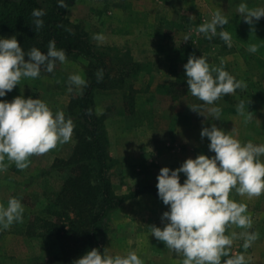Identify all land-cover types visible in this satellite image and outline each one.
<instances>
[{"label": "rangeland", "instance_id": "obj_1", "mask_svg": "<svg viewBox=\"0 0 264 264\" xmlns=\"http://www.w3.org/2000/svg\"><path fill=\"white\" fill-rule=\"evenodd\" d=\"M84 1L89 0L77 1L69 7L66 17L70 22V29L85 33L93 50L103 57L107 67L113 71V86L94 93L93 112L101 119L106 134L111 160L108 176L118 196L133 197L142 191L158 194L157 176L162 168L175 170L189 158L195 159L199 155H207L209 158L214 156L215 153L209 151L210 141L206 137L201 138L204 127L210 128L215 124L226 132L234 130L233 135L241 143L248 142L255 135L257 127L254 123L258 118L253 110L257 100L263 101L264 91V85H257L264 75V17L254 25L245 23L236 11L241 0H152V5L149 6H145L149 0H140L139 6L144 13L135 12V17L139 20L136 27L143 30V26L147 24L145 14L152 9L149 13L153 18L150 23L152 25L146 28L151 33V38L149 43L147 37L138 38L137 41L143 40L141 43L147 44L144 43L139 48L140 54H132V45L126 38H116L113 41L105 38L102 42L93 39L95 32L92 29L98 26L103 30L112 15L102 11L103 15L92 19L90 23L91 19L85 17L88 8L81 3ZM246 2L250 8L264 7V0ZM216 9H221L228 17L229 23L224 26V30L232 35L231 47L218 34L210 39L218 42H206L202 47L199 45L201 41L209 39L204 34H197L196 28L210 20ZM107 11L113 13L112 10ZM115 25L113 23L111 29ZM107 30L110 29L106 28L105 31ZM219 31L218 28L217 33ZM185 35L190 36L187 42ZM0 37L11 38L13 35L0 32ZM191 43L200 48V56H207L209 63L227 67L231 75L247 84V88L237 89L215 102L213 106L221 108L220 120H215L204 107L197 108L201 114L194 111L193 106H201L204 102L192 96L189 90L183 95L184 88L168 87L176 82L178 74H185L184 65L188 62H179L177 73H174L172 62L180 59L176 50ZM250 44L258 45L255 54L248 51ZM147 46L152 47V53H147ZM66 53V62H57L52 73L42 71L37 79H22L6 97L0 99L11 102L21 95L25 99L41 98L54 112L62 110L66 118L71 117L78 126L79 110L72 111L71 103L84 93L91 69L90 62L92 65H97V62L77 52ZM255 55H259L258 59L253 58ZM153 64L159 66V79L167 77V82L156 88L152 85ZM165 64L167 70L163 67ZM260 66L263 68L257 70ZM123 72H128V77L122 76ZM75 73L80 74L86 83L78 89L73 86L74 90L69 92L68 77ZM257 90L261 94L256 93ZM241 100L252 113L251 119L237 112V105ZM256 109L259 113H264L263 107ZM75 144L73 133L70 142L58 145L44 155L31 156L30 165L24 170L17 169L14 162L5 160L9 166L6 171L0 172V203L6 206L7 201L15 197L21 200L25 211L23 222L13 223L7 230H0L3 232L0 264H43L48 256L59 253L56 239L45 237L38 230L41 224L38 218H43L49 195L61 188L66 177L64 172L54 168L55 162L69 159ZM185 179L181 174V184ZM119 220L113 213L108 217L105 244L112 232V223ZM109 249L111 255L119 253L117 247Z\"/></svg>", "mask_w": 264, "mask_h": 264}, {"label": "clouds", "instance_id": "obj_2", "mask_svg": "<svg viewBox=\"0 0 264 264\" xmlns=\"http://www.w3.org/2000/svg\"><path fill=\"white\" fill-rule=\"evenodd\" d=\"M58 6L65 7V0H58ZM236 11L249 25L264 17V7L250 8L246 0H241ZM45 14L42 8L33 9L35 31L44 26L41 18ZM228 23L222 10L216 9L210 20L198 25L196 32L209 40L218 34L231 47L232 35L224 30ZM93 39L102 42L105 37L94 34ZM184 39L187 42L190 36L185 35ZM248 51L255 54L258 45L250 44ZM66 60V51L58 49L54 40L49 41L46 54L36 47L26 53L16 36L0 37V98L6 97L22 79H37L42 71L52 73L57 62L63 64ZM184 69L189 92L204 102L192 109L200 113L197 108L204 107L215 120L221 117V108L213 106L215 102L237 89L247 88L246 82L237 80L223 65L217 67L209 63L204 54L190 56ZM102 78L103 69L97 72V79ZM68 83V91L72 92L73 86L78 89L86 82L75 73L68 77ZM237 112L247 119L252 118L243 100L237 105ZM75 127L71 117L66 118L62 110L54 112L41 98L25 99L21 95L11 102L0 99V172L9 166L5 160L14 162L19 170L28 168L31 156L44 155L70 142ZM233 131L226 132L215 124L202 128L201 138L210 141L209 151L215 155L189 158L175 170L164 167L157 176L158 196L169 210L162 215L163 228L152 225L149 230L166 248L183 256L182 264H248L243 253L229 255L231 245L234 240L243 238V248L247 250L259 238L257 232L226 234L233 225L250 229L253 223L247 205L230 199V193L235 190L249 199L264 193V161L261 160L264 144L241 143ZM181 174L186 177L183 184ZM24 211L21 200L15 197L10 198L6 206L0 203V230L23 222ZM222 258L225 259L222 261ZM73 264H144V261L135 251L111 255L107 249L101 253L93 248Z\"/></svg>", "mask_w": 264, "mask_h": 264}, {"label": "trees", "instance_id": "obj_3", "mask_svg": "<svg viewBox=\"0 0 264 264\" xmlns=\"http://www.w3.org/2000/svg\"><path fill=\"white\" fill-rule=\"evenodd\" d=\"M77 1L80 0H65L66 6L60 7L58 0H0V32L16 36L26 53L36 47L46 54L49 41L54 40L58 49L77 52L97 62V65L90 62L84 93L71 103L72 111L79 110L73 152L69 159L56 161L54 165L66 177L61 188L49 195L43 218H38L41 223L38 230L45 237L55 238L60 249L58 254L48 256L43 264H73L93 248L103 253L108 217L131 198L118 196L108 176L111 160L107 138L101 119L93 111L94 93L113 86V71L93 50L85 33L70 29L66 13ZM41 8L46 13L41 18L44 26L35 31L32 11ZM206 42L216 43L218 40L205 39L199 45L202 47ZM199 51L200 48L192 43L176 50L180 59L173 60L172 71L177 73L178 64L186 63L190 56L200 57ZM101 69L103 78L98 80L97 72ZM123 75L128 77V72ZM186 80L185 74H178L176 82L168 87H182L184 95L189 90ZM2 238L3 232L0 231V241Z\"/></svg>", "mask_w": 264, "mask_h": 264}, {"label": "crops", "instance_id": "obj_4", "mask_svg": "<svg viewBox=\"0 0 264 264\" xmlns=\"http://www.w3.org/2000/svg\"><path fill=\"white\" fill-rule=\"evenodd\" d=\"M149 1L150 2L145 4V6L152 5V0ZM81 3L85 4L88 8L85 17L91 19L90 23H92V19H96L98 16L100 17V15H103L102 11L112 15V18L107 20V25H105L103 30L98 26L92 29L95 34H103L106 39L111 41L116 38H126L129 44L132 45V54H140L141 52L139 51V48L145 43H141L143 40L140 42L139 40L137 41L138 38L141 39L147 37V42L149 43L151 33L147 32L146 28H149L150 25H152L150 23H152L153 18L150 17L149 14L152 9L145 14V16H147L145 17L147 24L143 26V30L137 29L136 23L139 20L136 19L135 12L144 13V10L140 9L139 6L140 0H89ZM117 8L118 11L116 10ZM107 9L112 10L113 13L107 11ZM127 11H130L129 15H126ZM87 22L89 23V20H87ZM113 23L116 24V27L111 29ZM106 28H109L110 30L105 31ZM131 31L133 32L130 34L129 32ZM151 50L152 47L147 46L148 54L152 53ZM258 57L259 55L253 56V58L256 59H258ZM163 67L167 70L166 64L163 65ZM257 67L258 66H256V68ZM261 68L263 67L260 66L257 70H260ZM152 70L154 76L152 85L154 88L161 83L167 82L166 76L163 80L159 79L158 64H153ZM257 85H264V75ZM255 92L261 94L260 90ZM262 97L263 101L257 100L255 110H253V113H255V116L258 118L254 123L257 128L254 130L255 135H253L252 138H249V141L254 144H264V113H259L256 109L257 107L264 108V91ZM261 159L264 160V156H262ZM229 198L234 199L238 203H245L247 205V211L251 214L253 223L250 229H242L233 225L226 231V234H229L230 232H236L239 234L245 231L259 233V238L254 241L251 247L247 250L243 248V238L234 240L230 248L231 255L243 253L248 264H264V193L258 197H252L249 199L246 195L241 196L233 190L230 193ZM168 210L169 206L163 204L158 194L154 195L153 192L144 191L137 193L113 213L114 216L119 217L120 220L117 223H112V232L107 238L105 249L110 250L109 248H112L113 246L119 248V253H116V255H125L128 252L135 251L144 261V264H182L183 256H178L173 250L166 248V245L152 236L149 230V226L152 225L163 228L161 218L163 213ZM223 259L225 258H222V261Z\"/></svg>", "mask_w": 264, "mask_h": 264}]
</instances>
